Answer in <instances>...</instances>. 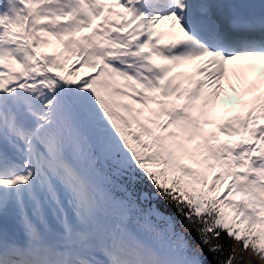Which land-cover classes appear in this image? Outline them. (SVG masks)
Returning <instances> with one entry per match:
<instances>
[{
  "label": "snow or ice",
  "instance_id": "snow-or-ice-1",
  "mask_svg": "<svg viewBox=\"0 0 264 264\" xmlns=\"http://www.w3.org/2000/svg\"><path fill=\"white\" fill-rule=\"evenodd\" d=\"M0 264H264V0H0Z\"/></svg>",
  "mask_w": 264,
  "mask_h": 264
},
{
  "label": "bare ground",
  "instance_id": "bare-ground-1",
  "mask_svg": "<svg viewBox=\"0 0 264 264\" xmlns=\"http://www.w3.org/2000/svg\"><path fill=\"white\" fill-rule=\"evenodd\" d=\"M233 83L235 84V82ZM235 97H236V93H233L231 88H229L228 83L225 82L224 84V108L225 109H230L234 107Z\"/></svg>",
  "mask_w": 264,
  "mask_h": 264
}]
</instances>
